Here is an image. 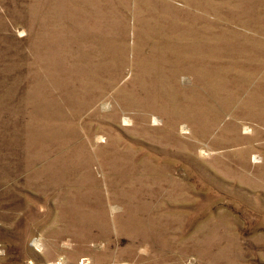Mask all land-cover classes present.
Here are the masks:
<instances>
[{"label": "rangeland", "instance_id": "rangeland-1", "mask_svg": "<svg viewBox=\"0 0 264 264\" xmlns=\"http://www.w3.org/2000/svg\"><path fill=\"white\" fill-rule=\"evenodd\" d=\"M0 264H264V0H0Z\"/></svg>", "mask_w": 264, "mask_h": 264}]
</instances>
